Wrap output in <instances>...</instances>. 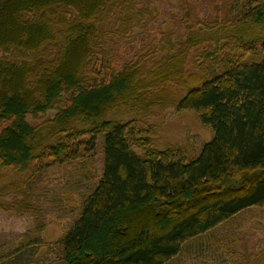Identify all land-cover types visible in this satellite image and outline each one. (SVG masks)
<instances>
[{
  "label": "trees",
  "instance_id": "obj_1",
  "mask_svg": "<svg viewBox=\"0 0 264 264\" xmlns=\"http://www.w3.org/2000/svg\"><path fill=\"white\" fill-rule=\"evenodd\" d=\"M248 3L213 23L192 17L184 39L154 38L112 71L110 39L147 29L139 0H0L2 178L28 179L103 139V175L57 245L62 263L168 264L264 208V0ZM170 106L212 130L198 155L157 150L132 121L105 118Z\"/></svg>",
  "mask_w": 264,
  "mask_h": 264
},
{
  "label": "rangeland",
  "instance_id": "obj_2",
  "mask_svg": "<svg viewBox=\"0 0 264 264\" xmlns=\"http://www.w3.org/2000/svg\"><path fill=\"white\" fill-rule=\"evenodd\" d=\"M248 1L139 0L147 12V29L136 40L110 39L111 70H121L134 62L142 46L154 38L158 42L174 33V40L181 41L185 21L190 18L213 23L227 16L228 11L248 8ZM139 32L136 29L135 33ZM105 118L132 121L135 136H149L157 150L183 149L198 155L213 137L212 130L200 122L195 112L179 111L175 106L153 109L149 115L121 108ZM102 142L99 137L94 150L69 162L46 165L52 159L45 161L28 179L12 173L2 178L6 173L0 172V264H64L57 245L78 220L85 200L102 178ZM134 149L140 153L137 147ZM168 264H264V208L246 209L187 242Z\"/></svg>",
  "mask_w": 264,
  "mask_h": 264
}]
</instances>
